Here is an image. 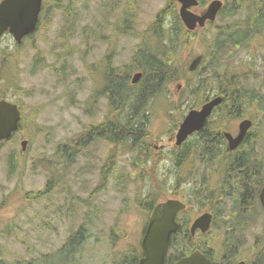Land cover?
<instances>
[{"label":"rangeland","instance_id":"rangeland-1","mask_svg":"<svg viewBox=\"0 0 264 264\" xmlns=\"http://www.w3.org/2000/svg\"><path fill=\"white\" fill-rule=\"evenodd\" d=\"M67 1H62L60 9L51 11L53 4L49 0L36 32L21 44L10 33L0 39V66L5 54H13L20 72L19 88L0 85V95L17 103L23 116L18 132L0 150V202H6L0 209V257L14 260L56 251L87 211L78 198H89L95 191L99 216L95 235L86 249V264H115L124 255L141 252L151 213L143 211L140 201L148 192H159L160 201L179 196L190 204L191 217L186 214L190 221L207 205L195 188L212 167L199 162L201 151L194 138L190 140L192 149L187 148L185 153L193 154L195 164L179 172L180 163L174 161L173 152L179 150L172 137L189 110L217 94L212 91L203 99L197 89V75L189 74L187 79L192 81V87L187 88L185 80L178 81L167 86L165 95L157 97L151 105L149 142L153 158L143 176L135 169V152L115 149V145L104 140L90 144L66 164L58 157L57 147L77 137L87 125L102 122L108 116L109 106L104 97L98 96L95 103L88 101L104 88V58L110 55L116 66L129 62L143 32L168 0H74V10L66 6ZM130 3L134 4L136 14L133 28L120 33L126 13L122 9ZM246 13L242 10L235 17H217L212 26L205 28L214 34L217 26L242 22ZM205 50L200 36H189L188 44H182L177 51L178 61L188 68L192 59ZM36 56L43 66L33 72ZM220 71L243 77L248 88L264 94V35L241 48ZM244 116L254 119L252 142L256 136L255 155L264 166V110L254 103ZM239 121L231 119L224 129L237 130ZM22 140H27L25 150ZM13 152L19 156L20 167L10 176L8 161ZM112 152L119 171L128 178H121L123 185L112 176L102 182L101 169ZM52 171L58 181L50 199L28 200L26 193L43 188ZM179 173L195 178L196 182H183L176 187ZM255 212L232 242L237 253L233 258L250 261L264 254V211L257 208ZM219 222L208 234L197 235L190 241L182 232L179 250L173 252H192L200 247L215 254V261L220 262L230 249L226 247L227 233Z\"/></svg>","mask_w":264,"mask_h":264},{"label":"trees","instance_id":"trees-1","mask_svg":"<svg viewBox=\"0 0 264 264\" xmlns=\"http://www.w3.org/2000/svg\"><path fill=\"white\" fill-rule=\"evenodd\" d=\"M62 1L50 0L49 4H53L51 11L60 9L64 5ZM208 1L210 0H200L201 7L207 4ZM47 2L49 0H44L41 18L45 13ZM73 2L74 0H68V5H65L69 9L74 10ZM115 5L118 7L117 4ZM122 10L126 11V13L122 21V27L120 26L119 29L120 33H126L127 30L129 31L133 28V21L135 20L133 16H136L134 13L135 6L130 3ZM242 10L247 12L242 22L232 21L225 25L217 26L214 34L206 28L199 32H189L179 17L178 3L176 0H168L167 4L157 12L154 22L143 32L142 39L135 46L129 62L116 66L110 63L108 57L104 58V88L99 94L94 93L91 95L88 101L95 103L98 96H107L108 116L102 122L87 125L77 137L60 144L56 152L58 157L68 164L90 144L104 140L115 145V149L135 152L134 166L135 169H139V174L143 176L153 158V150L149 142L152 119L151 105L157 97L165 95L169 84L185 80L186 87H192V81L187 79L189 74L197 75L199 79L197 89L199 93L201 92L202 98L204 96L207 97L208 93L212 91H216L217 95L224 97L223 103L216 108V111L225 112L227 115L217 116L220 120L242 117L246 109L253 106L254 103L264 110V94H260L259 90L255 88H248L243 77L233 74L227 75L220 71L222 66L233 58L241 48L248 45L257 36L264 35V0H224V6L220 10L218 17L221 19L235 17ZM213 24L210 23L209 25L212 26ZM32 35L25 39L30 38ZM189 36H200L206 45V50L203 53L204 59L194 72H190L187 67L181 65L177 58L179 47L182 44L185 46L188 44ZM41 66L43 64L39 61V57L36 56L32 71H36ZM138 71L142 72V77L138 83L133 84L132 74ZM19 73V67L14 55L5 54L1 59L0 85L7 88H19ZM4 98V95H0V99ZM211 125V123H208L207 127ZM216 126L224 129L226 124ZM248 152V157L240 155L238 158H229L225 161L223 175H228V178H239L238 175L241 170L244 169L247 172L254 168L258 171L257 176L261 178V169L251 160L253 158L252 148ZM8 165L10 168L9 174L12 176L20 167L19 156L16 153L13 152L11 154ZM184 169H186L185 165L180 166V171ZM110 176L117 178L119 183L122 182L121 178H126L117 167L114 152L108 155L101 169L102 182L103 180L106 181ZM177 178H185V176L179 173ZM126 179L128 180V178ZM244 180L238 182L240 188L242 185H246L247 180ZM57 181L58 178L52 171L46 185L36 191L27 192L26 198L33 201L49 200L53 185ZM241 195L243 194L237 193L235 196L234 218H236V221L233 220L234 226L240 224L242 216L245 215L241 210L244 207L242 203L243 196ZM78 199L81 205L87 208V211L82 222L69 233L66 240L56 251L53 253L43 252L36 257L14 260L0 257V264L88 263L85 257L86 249L91 238L95 235L94 228L96 227L97 216H99V206L95 203V191L90 193L89 198ZM159 202V192L153 191L148 192L141 198L140 205L143 211L150 214ZM4 205H6L5 199L0 202V209ZM182 232L190 237L185 229V217L182 219L178 232L173 234L171 238L169 255L164 264H174L177 260L191 253L188 251H181L179 254L173 252L179 250L178 241ZM142 255V251L136 254L130 253L121 257L115 264H139V259ZM233 255V253L229 252L227 255L228 259H231ZM257 258L250 261L246 260L247 264H264V254H259Z\"/></svg>","mask_w":264,"mask_h":264},{"label":"water","instance_id":"water-1","mask_svg":"<svg viewBox=\"0 0 264 264\" xmlns=\"http://www.w3.org/2000/svg\"><path fill=\"white\" fill-rule=\"evenodd\" d=\"M176 1L179 4V17L190 32L204 28L207 23L215 22L224 6L223 0H211L202 11L197 12L193 8L199 7V0ZM42 6L43 0H2L0 3V37L9 31L15 41L21 43L25 36L37 29ZM202 60L203 54L194 57L189 64V70H197ZM141 77L142 72L135 73L132 83L136 84ZM223 101L224 97L219 95L205 102L200 108L191 109L180 123L176 133V145L180 146L190 135L203 129L208 117ZM21 118V110L16 103L0 99V149L1 142L9 139L18 129ZM251 126L252 121L244 119L239 125V133L236 137L229 132L225 133L231 149L238 147ZM21 145L25 150L27 140H23ZM260 201L264 206V187L260 192ZM185 208L186 204L179 199H168L154 208L141 241L143 257L139 264L165 263L171 237L179 228L178 213ZM211 220L212 216L209 213L197 217L192 225L191 234L194 235L198 229L203 233L207 232ZM175 264H211V262L197 250L179 259Z\"/></svg>","mask_w":264,"mask_h":264},{"label":"flooded vegetation","instance_id":"flooded-vegetation-1","mask_svg":"<svg viewBox=\"0 0 264 264\" xmlns=\"http://www.w3.org/2000/svg\"><path fill=\"white\" fill-rule=\"evenodd\" d=\"M28 36L29 35H27L25 38H27ZM106 57H108L110 63L113 64V62L111 61V56L106 55ZM102 97H104L108 103V97L107 96H102ZM211 98H207V100H205L202 103V105L208 100H210ZM202 105L194 107V108H200ZM224 115H227V114L225 112L216 111L215 109L212 115L208 117L204 128L190 135L180 146L176 145V135L172 137V140L173 139L175 140L176 149L179 150L178 152L173 151L176 155V157L174 158V161L175 162L177 161V163H180L179 172L186 171L189 167H191V165L195 164V161L193 160V157H192L193 154H190V155L186 154L185 150L187 148H188L187 151L189 150V148L192 149L190 146H191V143L193 142H190V140L197 138L198 150L201 151V155H198L199 156L198 160L199 162L201 161L202 163H206L212 168H209L207 177L204 176V178L200 179V183H198L195 189H197L196 194L200 196L204 201H206L209 207H206L207 205L205 207H202L200 210L201 211L200 214L192 218V220L190 221V217H191V214L189 213L191 209L190 204H188L183 199L179 198L178 195H177L178 196L177 198H173V199H179L186 204V208L184 210H181L177 216L179 227L182 223V219H183L182 217L185 216L187 213L190 214V217H188L187 215L185 216V229L188 231L191 237L190 238L187 234L188 240L192 238L194 239L197 235L204 236L205 234H208L210 230L212 229V226L216 225V223H218V220H219L220 221L219 227H222V229H224L227 233V241H226L227 246L226 247L230 248L231 253H235L237 255V253L231 247L232 242L236 239L237 234L241 233L245 229V225L249 223V220H251L255 216V213H256L255 211L257 208L259 210L264 211V206L262 205L260 201V192L264 187V173H263L264 166L261 161L257 160L256 158L257 156L255 155L256 136L252 142V138L255 135L252 132L253 131L252 128H254V124H255L254 119L252 117L244 116V115L239 118H234V119H240L237 130L235 128L234 130L229 131V130L221 128L220 126H216L219 124L227 125V123L230 121V120H220L217 117V116H224ZM244 119H250L252 121V126L248 130L246 136L244 137L243 141L238 145V147L235 149H231L229 146V141L225 133L229 132L234 137H236L239 133V125L241 121ZM208 123H211L212 125L207 127ZM178 129H179V126L177 128V131ZM14 136L15 135H13V137ZM250 148H252V152H253L252 153L253 158L251 160L262 171V173H260L261 178L257 176L258 171L254 168L248 170L247 172L244 171V169L241 170L240 171L241 173L239 172L240 174L238 175L239 178H228V175L227 176L223 175V172L225 169L224 167L225 161H227L229 158L230 159L238 158L240 157V155H245L248 157L249 156L248 151ZM182 152H184L185 154H182ZM182 165H185L186 169L180 171V166ZM245 176L247 178H242ZM244 179H246L247 181ZM242 180L246 181V185L245 186L242 185L240 188V185H238V182ZM183 182L192 183V182H196V180L195 178H176L175 186L176 187H178L179 185L181 186ZM237 193L243 194L241 196H243L242 203L244 207L241 210L245 215L242 216L240 224H237L234 226L233 220L236 221V218H234L235 196L237 195ZM204 213H209L212 216L209 230L203 233L201 232V230L198 229L194 235L191 234V228H192V225L195 219ZM200 249L201 248L198 247V249H195L194 251H197V250L201 251L206 256V258L210 260L211 264H240L242 262L244 264H247L245 259H238L237 257L233 258L235 254L233 255V257H231V259H228L226 255H223L222 260L220 262H217L215 261V257H214L215 254H213L212 252L206 249H201V250Z\"/></svg>","mask_w":264,"mask_h":264},{"label":"bare ground","instance_id":"bare-ground-1","mask_svg":"<svg viewBox=\"0 0 264 264\" xmlns=\"http://www.w3.org/2000/svg\"><path fill=\"white\" fill-rule=\"evenodd\" d=\"M198 146V145H197ZM218 149V148H217ZM191 152V151H190ZM208 153V152H207ZM188 156V155H187ZM193 157V156H192ZM224 157V156H223ZM226 157V156H225ZM205 158V157H204ZM192 159V158H191ZM185 160V159H184ZM203 160V159H202ZM212 161H214V160H212ZM225 170V169H224ZM223 171V170H222ZM246 221V220H245ZM235 254V253H234ZM232 257V256H231Z\"/></svg>","mask_w":264,"mask_h":264}]
</instances>
